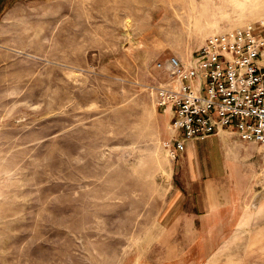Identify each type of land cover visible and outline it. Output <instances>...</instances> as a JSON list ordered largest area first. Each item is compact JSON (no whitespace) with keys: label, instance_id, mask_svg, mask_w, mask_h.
I'll return each instance as SVG.
<instances>
[{"label":"rangeland","instance_id":"rangeland-1","mask_svg":"<svg viewBox=\"0 0 264 264\" xmlns=\"http://www.w3.org/2000/svg\"><path fill=\"white\" fill-rule=\"evenodd\" d=\"M261 23L264 0H0V264H264V145L248 218L165 217L188 180L156 67Z\"/></svg>","mask_w":264,"mask_h":264},{"label":"built area","instance_id":"built-area-1","mask_svg":"<svg viewBox=\"0 0 264 264\" xmlns=\"http://www.w3.org/2000/svg\"><path fill=\"white\" fill-rule=\"evenodd\" d=\"M156 67L172 83L157 88V105L172 111L170 150L234 129L244 141L264 145V23L207 38L193 60L171 56Z\"/></svg>","mask_w":264,"mask_h":264},{"label":"crops","instance_id":"crops-1","mask_svg":"<svg viewBox=\"0 0 264 264\" xmlns=\"http://www.w3.org/2000/svg\"><path fill=\"white\" fill-rule=\"evenodd\" d=\"M162 110L172 121V111ZM252 144L242 140L234 129H219L205 139L186 141L184 149L178 152V159H182L188 190L180 188L179 196L168 205L165 217L173 215L174 221L185 218L188 229H192L195 220L203 224V229H225L227 224L232 226L248 218L250 211L244 209L248 200L245 186L235 182L241 164L252 154L247 151ZM183 193L191 196L187 214L183 213L184 203L180 199ZM179 222H174V228Z\"/></svg>","mask_w":264,"mask_h":264}]
</instances>
